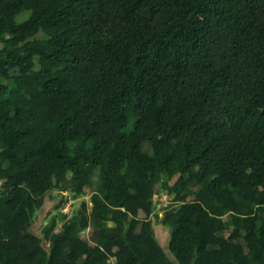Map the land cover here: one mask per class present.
Listing matches in <instances>:
<instances>
[{"label":"trees","instance_id":"1","mask_svg":"<svg viewBox=\"0 0 264 264\" xmlns=\"http://www.w3.org/2000/svg\"><path fill=\"white\" fill-rule=\"evenodd\" d=\"M0 264H264V0H0Z\"/></svg>","mask_w":264,"mask_h":264},{"label":"rangeland","instance_id":"2","mask_svg":"<svg viewBox=\"0 0 264 264\" xmlns=\"http://www.w3.org/2000/svg\"><path fill=\"white\" fill-rule=\"evenodd\" d=\"M27 13L28 12H23L19 16V19H22ZM37 36L39 38L45 37V33L43 31H40L37 34ZM17 73L18 72L16 69L10 70L11 75H15ZM11 81H12L11 78L3 79V82H6L8 84H10ZM144 149L145 150L149 149V143L144 144ZM176 178L177 176L172 177L170 179V182L173 183L176 180ZM98 182H99L98 174H95L94 177L92 178V185H91L92 187L87 188L83 196H80L79 198H76V199L73 198L71 201H69V203L66 204L64 208H61V209H54L55 204L58 202V197H57L56 192H52L50 195L46 197L45 204L43 205V207L36 213L35 222L31 227H29V230L33 231L34 233L38 235H41V231H42L44 224L47 221H49L52 217H54L55 215H57L58 217H61L62 213L71 214L73 210H75L77 207L80 206L81 201L83 199L89 200L92 192L98 188ZM199 188H200V185L194 183L186 189V192H189L190 194L188 197L189 200L195 197V192L199 190ZM170 200H171V197L166 193H162L160 197H155L156 211L159 213L160 218H162L163 216V211L161 210L162 205L169 203ZM144 216H145V213L143 211H140V217L142 218ZM61 222L62 221L59 219V224ZM155 228H156V232H157V235L161 243L163 244V246H165V248L168 251L167 244H168L170 229L166 225H164L161 222V219L159 218L156 219L155 221ZM82 237L85 240L89 241L91 244H93L95 241V231H94L93 226H89L86 230H84L82 233ZM114 262H115V258L112 257L110 259V263H114Z\"/></svg>","mask_w":264,"mask_h":264}]
</instances>
